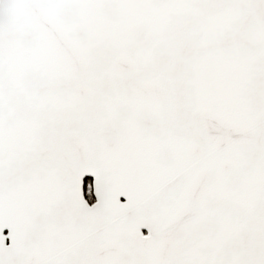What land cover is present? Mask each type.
Returning a JSON list of instances; mask_svg holds the SVG:
<instances>
[{"label":"snow or ice","instance_id":"obj_1","mask_svg":"<svg viewBox=\"0 0 264 264\" xmlns=\"http://www.w3.org/2000/svg\"><path fill=\"white\" fill-rule=\"evenodd\" d=\"M0 264H264V0H0Z\"/></svg>","mask_w":264,"mask_h":264}]
</instances>
